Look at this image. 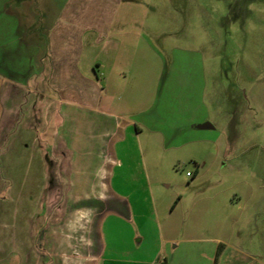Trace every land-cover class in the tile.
<instances>
[{
    "label": "rangeland",
    "instance_id": "374dc122",
    "mask_svg": "<svg viewBox=\"0 0 264 264\" xmlns=\"http://www.w3.org/2000/svg\"><path fill=\"white\" fill-rule=\"evenodd\" d=\"M48 2L14 0L10 8L23 21L13 29L19 41L0 53V76L9 81L3 90L20 88L11 84L17 81L34 96L18 105L34 104L39 140L12 146L19 239L0 252V264H92L101 221L112 210L101 191L87 197L75 190L90 176L58 141L59 104L43 84L48 60L40 66V47L27 43L46 26ZM136 13L141 26L130 27L145 40L130 35L127 45L146 49L144 65L132 81L106 90L123 93L119 110L129 117L146 114L135 118L142 132L134 126L115 149V179L126 196L114 200L130 209L110 217L113 229L105 233L126 254L136 249L158 263L215 264L220 239L222 264H264V0H145ZM17 120L19 131L31 124ZM5 196L0 202L11 201ZM10 214L0 206V224L12 223Z\"/></svg>",
    "mask_w": 264,
    "mask_h": 264
},
{
    "label": "crops",
    "instance_id": "0c3cea01",
    "mask_svg": "<svg viewBox=\"0 0 264 264\" xmlns=\"http://www.w3.org/2000/svg\"><path fill=\"white\" fill-rule=\"evenodd\" d=\"M144 1L49 0V5L45 7L48 16L46 26L38 29L30 41L27 40L28 44L40 47V66L41 60H48L49 74L43 84L53 93L59 104L58 121L54 126L58 141L60 145H66L69 151L75 152L77 161L74 166L81 163L85 173L88 172L90 176L88 184L82 188L76 184L75 190H81L87 197H94L95 191H101V194L109 199L108 203L112 209L101 221V232L98 231L100 249L97 250L92 264H174L169 258L158 263L147 255L140 254L136 249L135 253L128 255L122 251L119 244L111 241L108 232L105 233V230L113 229L112 224L108 223L110 217L124 218L130 209L127 202L116 203L114 200L126 196L122 194L123 191L115 179L118 177L116 168L119 166L115 159V149L126 141L127 133L134 126L137 134L142 132V124L136 122L135 118L146 114L139 113L129 117L126 111L119 110L120 104L126 99L123 93L118 89L111 92L106 88L110 83L113 86H121L132 81L137 75L136 71H140L144 65H141L139 56H145L146 49L138 45H127L130 35H135L138 43L139 40H145L141 32L136 33L130 27L136 22L141 26V19L136 11ZM13 2L14 0H0V53L7 45L19 41L13 29L16 33L23 21L19 9L10 8ZM23 8L30 17L36 18L35 9L30 2H25ZM150 49L156 52L154 48ZM4 82L9 81L0 76V149L7 150L0 155V167L5 165L9 174H0V182L8 183L4 187L1 185L0 198L6 195L2 199L10 198L11 201L2 200L0 206L4 213L10 211L12 223L0 224V252L15 245L19 239L18 226L13 224L20 192L15 188L19 176L10 174L15 172L10 154L12 146L39 145V140H36L38 135L35 136L34 131V112L30 111L35 109L34 104L30 107L26 104L18 105L29 102L30 99L34 103V96L26 94L24 86L17 81L11 84L20 88L3 90ZM14 115L17 119L20 116L21 122L26 119L29 124L30 121V126L20 131L18 128L13 129L14 124L19 123V120L16 123L13 121ZM190 121L193 123L196 119L191 118ZM45 125L47 124L44 122L40 126L43 129ZM204 126L208 128H203ZM200 127L212 128L210 124ZM75 173L83 172L74 168V175ZM27 223L26 220L22 229L25 230L26 240H31L33 233L31 232L29 238L31 228ZM214 241L220 243L215 264H222V241Z\"/></svg>",
    "mask_w": 264,
    "mask_h": 264
},
{
    "label": "water",
    "instance_id": "95a60500",
    "mask_svg": "<svg viewBox=\"0 0 264 264\" xmlns=\"http://www.w3.org/2000/svg\"><path fill=\"white\" fill-rule=\"evenodd\" d=\"M203 128H208L207 126H204Z\"/></svg>",
    "mask_w": 264,
    "mask_h": 264
}]
</instances>
